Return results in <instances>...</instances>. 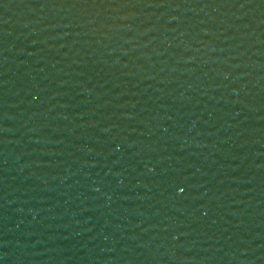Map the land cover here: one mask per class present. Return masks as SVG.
I'll return each instance as SVG.
<instances>
[{
	"label": "water",
	"instance_id": "1",
	"mask_svg": "<svg viewBox=\"0 0 264 264\" xmlns=\"http://www.w3.org/2000/svg\"><path fill=\"white\" fill-rule=\"evenodd\" d=\"M0 264H264V0H0Z\"/></svg>",
	"mask_w": 264,
	"mask_h": 264
},
{
	"label": "snow or ice",
	"instance_id": "2",
	"mask_svg": "<svg viewBox=\"0 0 264 264\" xmlns=\"http://www.w3.org/2000/svg\"><path fill=\"white\" fill-rule=\"evenodd\" d=\"M180 191H181V192H184V191H185V189H184V188H180Z\"/></svg>",
	"mask_w": 264,
	"mask_h": 264
}]
</instances>
